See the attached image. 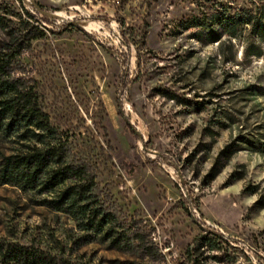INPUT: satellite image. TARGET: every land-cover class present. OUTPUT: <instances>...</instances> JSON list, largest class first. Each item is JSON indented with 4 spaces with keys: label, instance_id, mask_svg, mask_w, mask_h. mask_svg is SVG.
<instances>
[{
    "label": "rangeland",
    "instance_id": "rangeland-1",
    "mask_svg": "<svg viewBox=\"0 0 264 264\" xmlns=\"http://www.w3.org/2000/svg\"><path fill=\"white\" fill-rule=\"evenodd\" d=\"M20 3L0 0L20 32L17 75L93 168L129 246L83 237L40 205L49 196L0 186V247L73 264H264V40L219 25L264 0ZM13 147L0 137L1 156Z\"/></svg>",
    "mask_w": 264,
    "mask_h": 264
},
{
    "label": "trees",
    "instance_id": "trees-1",
    "mask_svg": "<svg viewBox=\"0 0 264 264\" xmlns=\"http://www.w3.org/2000/svg\"><path fill=\"white\" fill-rule=\"evenodd\" d=\"M21 8L28 19L53 26L45 16L31 15ZM212 19L219 23L217 16ZM222 20L219 25L232 38L236 37L237 30L248 28L250 34L264 40V7L255 17L247 15L239 20L236 17ZM12 25L11 21L0 17V30L6 38L0 46V137L15 145L12 153L0 155V186L49 196L42 199L40 205L67 216L83 237L87 238L88 232L102 234L111 240L115 249L116 244L119 249L129 246L127 239L113 237L116 219L99 202L93 168L82 156L72 153L67 139L50 124L40 107L35 85L17 75L15 63L20 50L16 40L20 32ZM207 36L210 43L218 41L214 32ZM17 260L24 264H73L37 250L16 246L3 250L0 247V264H12Z\"/></svg>",
    "mask_w": 264,
    "mask_h": 264
},
{
    "label": "water",
    "instance_id": "water-1",
    "mask_svg": "<svg viewBox=\"0 0 264 264\" xmlns=\"http://www.w3.org/2000/svg\"><path fill=\"white\" fill-rule=\"evenodd\" d=\"M26 2V1H25ZM33 6V5H32ZM40 14V13H39ZM42 15V14H41ZM44 16V15H43ZM47 18V17H46ZM48 19V18H47ZM49 20V19H48Z\"/></svg>",
    "mask_w": 264,
    "mask_h": 264
}]
</instances>
